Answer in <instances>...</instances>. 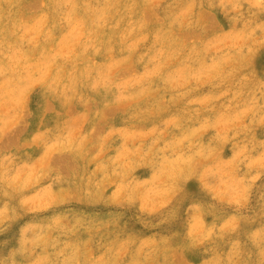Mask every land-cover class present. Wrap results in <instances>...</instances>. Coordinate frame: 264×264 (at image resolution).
I'll return each mask as SVG.
<instances>
[{
	"label": "rangeland",
	"instance_id": "1",
	"mask_svg": "<svg viewBox=\"0 0 264 264\" xmlns=\"http://www.w3.org/2000/svg\"><path fill=\"white\" fill-rule=\"evenodd\" d=\"M0 264H264V0H0Z\"/></svg>",
	"mask_w": 264,
	"mask_h": 264
}]
</instances>
